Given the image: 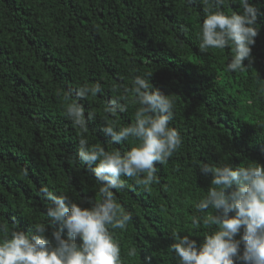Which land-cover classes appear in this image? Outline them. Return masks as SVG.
Wrapping results in <instances>:
<instances>
[{"label": "trees", "instance_id": "trees-1", "mask_svg": "<svg viewBox=\"0 0 264 264\" xmlns=\"http://www.w3.org/2000/svg\"><path fill=\"white\" fill-rule=\"evenodd\" d=\"M252 3L260 12L254 60L231 73L230 48L199 47L202 0H0V224L27 232L46 221L47 202L38 195L44 185L84 199L85 207L98 202L91 172L73 163L79 129L64 115V93L75 97L81 84L99 83V95L79 99L96 113L87 137L125 153L135 141L112 144L100 131L104 103L117 95L114 85L152 73L150 83L175 98L170 126L183 144L157 165L159 183L145 191L129 179L131 187L116 192L132 220L127 231H112L123 264H178L172 232L191 231L199 242L204 231L191 224L194 202L211 187L198 162L264 164V0ZM133 113L130 106L115 119L128 126ZM132 246L136 257L127 256Z\"/></svg>", "mask_w": 264, "mask_h": 264}, {"label": "clouds", "instance_id": "clouds-1", "mask_svg": "<svg viewBox=\"0 0 264 264\" xmlns=\"http://www.w3.org/2000/svg\"><path fill=\"white\" fill-rule=\"evenodd\" d=\"M202 3L205 17L199 31L200 49L230 48L227 72L251 68L259 8L252 0ZM230 3H238L240 10L223 11ZM151 76L134 75L130 85H114L117 95L104 103L100 131L112 144L135 141L125 153L90 144L87 137L96 113H86L79 99L99 95V83L81 84L75 97L64 93V115L79 129L73 163L78 160L91 172L99 200L85 207L82 198L74 201L66 193L41 186L38 195L47 202V220L34 222L27 232L15 222L11 228L0 224V264H123L121 246L112 230L127 231L132 214L118 202L116 192L131 187L129 179L145 191L159 183L157 165L167 164L183 144L179 131L170 126L175 98L154 87ZM130 106L134 107V121L121 126L115 117ZM197 167L201 175L210 176L211 187L194 202L191 224L194 229L203 226L204 231L199 242L191 231L172 232L170 251L178 264H264V164L251 161L233 167L226 162H198ZM127 256H137L135 246L128 249Z\"/></svg>", "mask_w": 264, "mask_h": 264}]
</instances>
